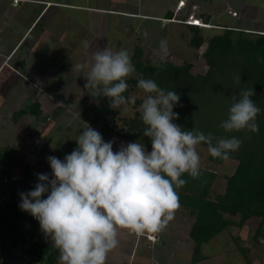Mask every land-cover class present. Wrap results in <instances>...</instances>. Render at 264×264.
<instances>
[{
  "label": "clouds",
  "instance_id": "1",
  "mask_svg": "<svg viewBox=\"0 0 264 264\" xmlns=\"http://www.w3.org/2000/svg\"><path fill=\"white\" fill-rule=\"evenodd\" d=\"M185 5L184 1L181 7ZM190 19L199 22L191 24ZM179 22L215 27L194 15ZM83 47L90 45L84 41ZM169 54L168 41L161 40V63L155 67L162 68ZM91 59L90 66H72L81 73L87 67L84 88L93 97H107L111 108L128 112L138 98L124 95L129 87L126 81L135 72L129 51L107 46L95 51ZM240 81L241 76H236L235 83ZM137 87L146 94L138 110L146 126L143 136L151 141L150 151L137 141L121 144L114 151L113 141L105 142L86 123L70 154L63 160L47 157L52 178L37 174L35 188L20 193L19 207L39 221L41 231L59 251V264H106L108 254L119 245L120 229L136 236L162 233L181 206L177 190L187 183L182 177H201L198 147L205 144L212 157L226 160L242 143L234 136L185 130L173 122L178 118L173 108L180 101L176 91H166L154 80L143 78ZM254 95L250 88L242 90L239 99L233 97L227 119L219 127L226 133L258 132L256 119L261 109L251 98ZM45 193L47 197L42 198Z\"/></svg>",
  "mask_w": 264,
  "mask_h": 264
},
{
  "label": "trees",
  "instance_id": "2",
  "mask_svg": "<svg viewBox=\"0 0 264 264\" xmlns=\"http://www.w3.org/2000/svg\"><path fill=\"white\" fill-rule=\"evenodd\" d=\"M185 25L194 34L190 44L199 49L206 42L202 34L206 28ZM130 54L135 73L126 81L129 85L124 93L126 97L133 91H142L137 87L139 79H152L160 88L179 94L180 101L173 108L178 113L174 123L185 130L198 129L205 135L234 136L242 141L238 150L229 153L228 159L236 160L237 166L231 175H227L224 192L213 195L218 177L215 171L201 167L199 179H193L187 174L182 177L187 183L177 190L180 205L193 217L189 230L193 247L188 264H200L207 258L203 248L206 243L231 226L243 227L253 217L260 219L254 232V241L258 243L260 238L264 239V32L224 27L223 32L215 33L206 43L203 58L207 68L204 72H196L193 62L176 64L168 58L163 62V67L158 69L155 65L161 61L146 58L145 47L141 44H137ZM238 75L241 76L239 84L235 83ZM250 88L255 92L251 98L261 109L256 119L259 131L226 133L219 125L227 119L232 98L239 99V93ZM141 102L142 98H137L134 106L139 109ZM138 109L133 117L126 118L120 116L119 109L107 111L104 104H97L85 108L79 116L91 115L94 124L104 122L101 130L105 142L114 137L129 142L137 141L144 143L150 151L151 141L143 136L146 126L142 123ZM61 111L62 107H59L55 114ZM44 115L41 102L36 101L16 112L13 119L21 123L24 116H33L37 120L44 119L45 125L48 116ZM40 130L36 127L39 135ZM201 145L207 148V145ZM16 158L15 150L0 149V162L3 165L0 168V186L3 189L0 200V243L5 251H19L22 257L35 264H58V249L41 230L32 226V218L27 220L26 230H22L21 220L28 218L27 212L19 207L20 193L33 190L39 181L38 176L31 171L30 164L25 163L22 178L24 189L19 188L18 181L12 175ZM208 158L217 164L227 160L214 158L210 154ZM36 174L43 173L39 171ZM46 197L47 193L42 198ZM238 248L249 262L251 249L240 243Z\"/></svg>",
  "mask_w": 264,
  "mask_h": 264
},
{
  "label": "rangeland",
  "instance_id": "3",
  "mask_svg": "<svg viewBox=\"0 0 264 264\" xmlns=\"http://www.w3.org/2000/svg\"><path fill=\"white\" fill-rule=\"evenodd\" d=\"M13 1L17 3L16 0ZM75 1L84 3L85 0ZM198 1L197 5H195L191 0H187V6L184 7V10L190 9L191 13L193 12L194 15L199 16L200 13H197L199 8L198 5L205 3V0ZM206 1H208L209 7L208 16H211L213 24L220 25L218 23H222L221 21L226 19L231 22V25L238 26L239 28H245V26L254 27L259 22L260 23L257 25L258 28L260 27L263 29L264 27V0ZM242 1H244V3L248 1L245 4L248 5L249 13H247V7H241L240 4ZM114 2L117 3L115 0H110L107 3L116 5ZM210 6H212V10H210ZM18 8L19 9L15 10V12L18 13L14 17L21 20L22 23L27 21L31 22L33 10H30L29 5H22ZM11 12L13 13L14 10H11ZM9 20L11 21L12 19L9 18ZM83 22L89 24V26H87L88 28L86 27L87 31L86 34H84L83 40L79 43H60L62 46L56 49L58 50L56 54H63L61 55L62 58L50 59V61L54 62L55 68L50 70L49 68L53 66L49 67L44 65L41 70L42 72L47 71V73L42 76L43 83L47 90L41 92L33 91L28 95L34 100L40 98L45 112L44 117L48 116L47 123L44 125V119L37 120V118L33 116H24L21 118V123H17L13 118L7 117L0 122V149L11 148L16 152L17 158L14 162L12 175H14L16 181H18L17 184L19 188L24 189V181L22 178L24 176L25 163L30 164V169L35 176H37L36 173L40 171L43 174H48L49 179H51L52 170L47 157L56 156L63 160L67 154H70L77 147L76 139L81 134L86 123L103 135L101 126L104 122H100L101 124H94L91 115L81 118L79 114H81L85 108H90L97 104H104L107 111L113 108L109 106L110 101L107 97H93L89 94V90L84 88L87 80L83 74H86L87 67L84 73H81L75 71L74 68L72 69L73 65L84 64L90 66L92 63V54L107 46L111 47L113 51L126 49L130 53L135 49L137 44H141L145 47L146 58L159 61V42L166 39L170 49L168 59L176 64H182L185 61L193 62L196 72H204L207 68L203 58V51L205 50L206 43L215 33L223 32V28L220 26L203 29L202 34L205 36L206 42L199 49H195L190 44L194 34L189 27L178 23H171V21L170 24L163 22L162 24H164V26L162 29L160 28L161 22L151 19H142L140 23L109 13H91L88 14V16L84 14ZM130 22L134 24L133 31L130 29ZM38 32L39 34L41 32L40 26L34 28L33 37L36 36ZM161 32H164L163 34L166 38L159 36ZM169 34L170 37H168ZM57 38L58 35L53 39L56 40ZM118 40L122 42L121 45L117 43ZM84 41L89 43L90 47L88 49L83 47ZM34 45H37V43ZM35 60L40 61L39 58L36 59L33 56L27 59L28 62ZM1 61L2 60H0V62ZM17 75L18 74L10 69H5L0 73V104H2L3 101L6 102V104L0 106V111L8 109L9 101L15 105L13 102L15 96L7 97V94L8 90L15 84L11 82L12 80L17 83L21 81V76L18 75V77ZM131 95L143 98L146 94L143 91H133L130 93V96ZM17 102L21 103V100ZM28 104L29 102H26L25 107ZM59 107H62L61 113L55 114V111H57ZM137 109L138 108L134 105H129L128 112H123L122 109H119L121 111L120 116L126 118L133 117ZM20 110L21 109L16 112ZM2 118L3 117L0 119ZM118 123L120 124L121 122ZM36 127L41 129L40 135L36 133ZM109 141H113L114 151H118L121 144L126 145L129 143V141L121 140L117 137L111 138ZM198 151L201 156V167L216 171L219 176V182H223L225 177L231 175L232 171H234V159H227L226 162L220 165L207 160V148L205 146L200 145ZM2 166L0 162V168ZM218 188L217 185L214 192L218 191ZM9 193L12 192L9 191ZM2 194L3 189L0 186V200ZM178 210L183 211L184 208L180 207ZM30 218L33 219L34 228L40 231L39 221L31 214ZM27 220L28 219L21 220V225H23L22 229L24 231L26 230ZM259 220L260 219L257 217L251 218L241 232V237L250 240V242L243 244L244 247H249L251 249L249 258L259 260V263L264 264V244L260 243L261 238L258 243L254 241V232ZM178 221L179 217L170 221V225L168 224L164 232L167 234L163 233L152 237L145 235L139 237V240L137 238L138 236L131 234L128 229H120L118 235L119 245L108 254L106 264H118L119 262L120 264H149V261H153V264H188L193 242L189 239L188 227L186 224H180ZM233 230L235 229H229L221 233L215 237L213 241L203 246L204 252L210 256V260H213L212 264H247V260L243 257L239 248H234V245L226 239ZM179 236L181 238L185 237L186 243H173L170 239L166 242L160 241L161 243L158 242L159 244L155 243L161 240L160 238L170 237L177 239ZM224 238L225 240H223ZM148 239L155 242L152 243ZM220 253V257L216 258V255ZM10 255L11 252L5 251L2 243H0V264L5 260H10ZM125 256H127L129 260H126ZM111 257L113 259L115 258V261H113L114 263H108V261H112V259L109 260Z\"/></svg>",
  "mask_w": 264,
  "mask_h": 264
},
{
  "label": "crops",
  "instance_id": "4",
  "mask_svg": "<svg viewBox=\"0 0 264 264\" xmlns=\"http://www.w3.org/2000/svg\"><path fill=\"white\" fill-rule=\"evenodd\" d=\"M109 1L85 0L84 3H81L76 2L75 0H19L17 3H14L13 0H0V60H2L0 62V73L5 69H10L21 76V81H19L18 83L14 82L13 80L11 81L15 84L8 90L7 97L15 96L13 98V102L15 103V105L11 101H9L8 109L0 111V118L3 117L2 119H0V122L4 120L5 117L13 118V115L17 110L23 109L25 107L26 102H29V104H31L33 102L40 101V98H36V100H34L31 96L28 95H30L33 91L41 92L47 90L42 79V76L46 74L47 71L42 72L41 70L43 69L44 65H47L49 67L53 66L52 68H49L50 70H53L55 68L54 62L50 61V59L60 57L62 58L61 55L63 54H56V52L58 51L56 49L62 46L60 45V43H79L83 40L84 34H86L88 28L87 26H89V24L83 22L84 14L88 16V14L91 13H109L111 15L122 16L132 21H138L140 23L142 19H151L153 21L161 22L160 28L162 29L164 26V24H162L163 22L166 24H170L171 21V23L185 25L184 23H181L179 21L194 15L193 12L191 13L190 9L184 10V7L187 6V0H184L186 5L183 7H181V5L179 6L181 0H115L117 1V3L114 2L116 5H113L111 3L108 4L107 2ZM191 2L197 5L199 1L191 0ZM246 2L248 1H245V3ZM245 3L244 1H242L240 5L241 7H247V13H249L248 5ZM27 4L29 5L30 10H33V18L31 22L27 21L22 23L21 20L14 17L18 13L15 12V10L19 9L18 7L20 6ZM198 6L199 8L197 13H200V15H194V17L200 18L204 22H210V24H212L213 26H220L221 28L228 27L234 28L236 30L253 31L259 33L264 32V27L262 29L260 27L258 28L257 26L260 22L254 27L245 26V28H239L235 25L233 26L231 25V22L226 19L222 20V23H218L220 25L213 24L211 21V16H208V1L205 0V3H201V5ZM11 10H14V12L12 13ZM210 10H212V6H210ZM9 18H11L12 20L10 21ZM38 26H40L41 32L40 34L38 32L36 36L33 37L34 28H37ZM130 29L134 30V24H132V22H130ZM163 33L164 32H161L159 36L166 38ZM56 35H58V38L54 40L53 38L56 37ZM168 37H170V34ZM35 43H37V45H34ZM117 43L121 45L122 42L118 40ZM32 56L36 59L39 58L40 61L35 60L28 62L27 59L29 57L31 58ZM19 100H21V103L17 102ZM3 104H6V102L3 101L0 106H2ZM29 104L27 106H29ZM208 157L209 153L207 152V160L210 161ZM236 166L237 161L235 160L234 168H236ZM233 172L234 171H232V173ZM226 177L223 182H219V176L217 177V180L214 183L213 187L214 196L225 191ZM217 185L219 187L218 191L214 192ZM176 217H179L178 222L180 224H186V226L188 227L189 236V230L193 222V217L185 208L183 211L177 210L174 215V218ZM248 221L244 224L243 227L231 226L223 231L225 232L229 229H235L231 231L228 238H226L232 245H234V248H238L239 243L243 245L247 242H250L249 239H244V237H241V232L247 225ZM165 231L166 230L159 234H163ZM147 236L152 237V235ZM139 237L141 236L137 237L138 240ZM160 239L161 240H158L157 242L152 241L151 239L148 240H150L152 243L155 242L157 244H159L158 242L160 241L166 242L169 239L173 243H186L185 237L181 238L180 236L177 237V239L170 237H164L163 239ZM223 240H225V238ZM211 241H213V239ZM260 243L264 244V239H261ZM20 254L21 253L19 251H12L9 257H13V255L20 256ZM220 255L221 253L216 255V258H219ZM206 256L207 258L200 264L213 263V260H210V256L207 254ZM125 258L126 260H129L127 256H125ZM111 259L112 261H108V263H114L113 261H115V258L113 259L111 257L109 260ZM25 260L27 264H35L28 259ZM249 260V262H246L247 264H261L259 263V260L250 258ZM149 262V264H153V261ZM118 264H120V262Z\"/></svg>",
  "mask_w": 264,
  "mask_h": 264
},
{
  "label": "flooded vegetation",
  "instance_id": "5",
  "mask_svg": "<svg viewBox=\"0 0 264 264\" xmlns=\"http://www.w3.org/2000/svg\"><path fill=\"white\" fill-rule=\"evenodd\" d=\"M29 216L28 217V220L30 219V213H26V216ZM31 220V219H30ZM33 223V222H32ZM32 226L34 227V223L32 224ZM27 264L26 263V260L24 257H22V255L20 254V256L18 255H13V257L10 258V260H5L4 262H2V264Z\"/></svg>",
  "mask_w": 264,
  "mask_h": 264
},
{
  "label": "built area",
  "instance_id": "6",
  "mask_svg": "<svg viewBox=\"0 0 264 264\" xmlns=\"http://www.w3.org/2000/svg\"><path fill=\"white\" fill-rule=\"evenodd\" d=\"M18 1H19V0H16V2H18ZM183 4H184V1L181 0V1H180V5H183ZM180 5H179V6H180ZM194 22H199V21L196 20V19H195V20H193V19H190V20H189V23H191V24H193Z\"/></svg>",
  "mask_w": 264,
  "mask_h": 264
},
{
  "label": "water",
  "instance_id": "7",
  "mask_svg": "<svg viewBox=\"0 0 264 264\" xmlns=\"http://www.w3.org/2000/svg\"><path fill=\"white\" fill-rule=\"evenodd\" d=\"M29 216L27 215V218H28Z\"/></svg>",
  "mask_w": 264,
  "mask_h": 264
}]
</instances>
